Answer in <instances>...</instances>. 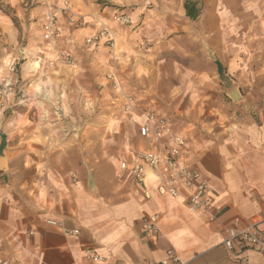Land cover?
Here are the masks:
<instances>
[{
    "label": "crops",
    "instance_id": "obj_1",
    "mask_svg": "<svg viewBox=\"0 0 264 264\" xmlns=\"http://www.w3.org/2000/svg\"><path fill=\"white\" fill-rule=\"evenodd\" d=\"M71 1L81 7L80 0ZM6 3L15 7L11 0ZM82 8L89 10L87 2ZM248 8V64H240L241 49H237L231 64L185 69V82L193 84L187 78L196 73L194 82L203 96L217 95L210 89H223L226 98L241 105L248 99L243 96L244 88L264 91V64L256 62L264 58V0H248ZM141 10L131 14L133 21ZM180 13L185 12L181 9ZM220 16V20L225 19ZM159 22L148 21L147 33L163 34ZM130 27L124 28L123 44L134 35ZM74 32L68 30L64 46H75ZM86 32L81 29L77 34ZM0 41L9 45L18 42L17 30L1 10ZM47 54L52 56L49 51ZM13 76L10 72L5 78L14 80ZM33 99L30 104H34ZM255 103V99H249L251 108ZM16 104L11 97L4 109ZM4 109H0V248L11 264H93L87 259L89 251L104 257L101 264H154L168 250H174L185 264H239L222 246L224 230L235 219L243 225L263 221L264 226V107L254 115L236 118L231 126H220L198 144L175 129L169 117L157 112L185 137L187 149L182 162L198 170L215 191L220 215L211 224L190 213L182 198L160 196L152 176L146 180L149 199L131 178H119L120 163L131 161L142 142L135 139L133 148L130 141L125 144L122 140L113 159L75 161L72 155L57 151L58 140L49 139L50 129L33 126L32 115L36 114L12 112L6 116ZM23 119L30 125H23ZM70 140L72 144L74 139ZM143 140L148 145L145 150L158 149ZM65 145L67 151L76 150L67 142ZM154 214L160 219V234L148 238L143 232V219ZM245 256L247 264H264V257L256 251Z\"/></svg>",
    "mask_w": 264,
    "mask_h": 264
},
{
    "label": "rangeland",
    "instance_id": "obj_2",
    "mask_svg": "<svg viewBox=\"0 0 264 264\" xmlns=\"http://www.w3.org/2000/svg\"><path fill=\"white\" fill-rule=\"evenodd\" d=\"M11 1L15 7L0 0V10L10 17L18 42L9 45L0 41V82L11 80L5 78L8 73L14 74L18 104L3 108V113L36 114L32 115L33 126L50 129L49 139L58 140L57 151L72 155L75 161L113 159L122 140L135 148L136 139L143 143L141 150L148 148L138 137L147 109L165 114L175 129L198 144L217 128L231 126L236 118L254 115L264 107L262 88H244L243 96L248 99L239 105L226 98L223 89H210L217 95L203 96L194 82L196 73L187 78L193 84L185 82V69L231 64L237 49H241L240 64H248V0H80L81 7L71 0ZM84 2L87 11L82 8ZM187 2L200 12L196 19L187 16ZM140 8L143 12L133 21L131 14ZM49 13L57 22L55 44L43 40V23ZM220 13L225 19L220 20ZM120 16L127 17L129 23L117 22ZM154 20L161 21L163 34L147 33V22ZM125 26H131L134 33L129 45L123 44ZM104 27L110 30L113 44L88 45L87 39ZM81 29H87L86 34L78 35ZM68 30L77 31L74 47L63 44ZM63 53L72 56L73 65L62 60ZM11 62L16 63L14 71ZM256 62L262 65L264 58ZM31 97L34 104L29 103ZM128 98L133 103L131 110H126ZM249 99L256 100L251 105L254 108ZM26 123L23 119L22 124ZM70 139H74L72 144ZM65 142L76 150L67 151Z\"/></svg>",
    "mask_w": 264,
    "mask_h": 264
},
{
    "label": "built area",
    "instance_id": "obj_3",
    "mask_svg": "<svg viewBox=\"0 0 264 264\" xmlns=\"http://www.w3.org/2000/svg\"><path fill=\"white\" fill-rule=\"evenodd\" d=\"M67 5V4H66ZM69 11V7H66ZM120 24L129 23L125 16L116 18ZM57 22L54 14L49 13L43 25V40L47 43L57 42ZM112 45L113 37L110 30L104 27L99 33L87 39L88 45L98 43ZM62 60L73 65L74 59L67 53L61 55ZM10 70L16 69V63H10ZM16 87L12 80L6 79L0 82V109L6 106L8 99L14 97ZM19 94V93H18ZM131 99L126 101V110H131ZM140 137L155 145L157 150H141L131 161H123L119 166V178L129 177L142 189L145 198H150L146 180L149 177L155 179L156 191L160 196H169L173 199L182 198L187 210L199 215L208 223H215L219 219L220 208L216 204L214 189L205 180L201 173L182 162L187 149L184 136L177 134L167 118L159 115L152 109L144 111V120L139 128ZM55 225L54 222H49ZM160 219L154 214L143 219V232L146 237L154 238L160 234ZM226 237L222 246L228 250L234 260L239 264H247L245 253L258 252L264 257V226L263 221L243 225L240 219L225 230ZM87 259L93 264H101L104 257L96 252L89 251ZM0 264H11L0 248ZM154 264H185L174 250H168L165 257Z\"/></svg>",
    "mask_w": 264,
    "mask_h": 264
},
{
    "label": "trees",
    "instance_id": "obj_4",
    "mask_svg": "<svg viewBox=\"0 0 264 264\" xmlns=\"http://www.w3.org/2000/svg\"><path fill=\"white\" fill-rule=\"evenodd\" d=\"M186 14L190 19H196L200 12L196 9L195 4L187 2L185 5Z\"/></svg>",
    "mask_w": 264,
    "mask_h": 264
},
{
    "label": "bare ground",
    "instance_id": "obj_5",
    "mask_svg": "<svg viewBox=\"0 0 264 264\" xmlns=\"http://www.w3.org/2000/svg\"><path fill=\"white\" fill-rule=\"evenodd\" d=\"M33 66H35V64L33 65ZM37 66V65H36ZM36 68V67H35Z\"/></svg>",
    "mask_w": 264,
    "mask_h": 264
}]
</instances>
